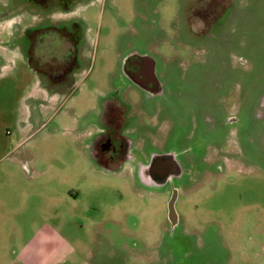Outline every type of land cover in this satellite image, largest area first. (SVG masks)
<instances>
[{
  "label": "rangeland",
  "instance_id": "374dc122",
  "mask_svg": "<svg viewBox=\"0 0 264 264\" xmlns=\"http://www.w3.org/2000/svg\"><path fill=\"white\" fill-rule=\"evenodd\" d=\"M198 3L0 0V264H264V0H230L206 35ZM74 24L68 81L50 79L33 39ZM130 55L159 92L126 78Z\"/></svg>",
  "mask_w": 264,
  "mask_h": 264
},
{
  "label": "flooded vegetation",
  "instance_id": "af4514ba",
  "mask_svg": "<svg viewBox=\"0 0 264 264\" xmlns=\"http://www.w3.org/2000/svg\"><path fill=\"white\" fill-rule=\"evenodd\" d=\"M41 6L44 9L49 7L60 6L64 10L71 7L73 0H29ZM199 3L191 8L190 22H201L203 35H206L210 29L222 18L226 10L230 7V0H198ZM76 24L71 28L48 26L43 32L38 31L37 38L33 39L32 52L29 59L32 61L46 62L39 69L50 79L58 78L61 82H67L68 77L75 62L78 38L73 34ZM45 30V31H44ZM49 36L50 42H47ZM46 49V54L35 56L36 51ZM40 65V64H39ZM126 78L151 92H159L160 85L156 82L153 74V65L150 59L139 56H129L123 66ZM53 76V77H52ZM101 118L105 138L107 140L102 145V149L106 153L111 154L110 159L119 157L125 149L123 141H119V124L118 122L124 117V107L118 102L103 104ZM111 118L116 120L113 125ZM122 143V144H121ZM110 165V163H108ZM163 172L153 170L145 179L150 181H158L162 177Z\"/></svg>",
  "mask_w": 264,
  "mask_h": 264
}]
</instances>
